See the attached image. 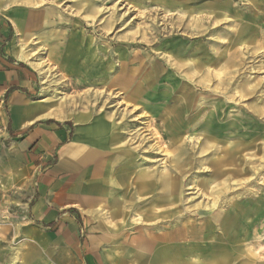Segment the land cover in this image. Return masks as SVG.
I'll return each mask as SVG.
<instances>
[{
	"label": "rangeland",
	"instance_id": "374dc122",
	"mask_svg": "<svg viewBox=\"0 0 264 264\" xmlns=\"http://www.w3.org/2000/svg\"><path fill=\"white\" fill-rule=\"evenodd\" d=\"M43 2L49 17L20 36L49 63L40 74L26 59L40 95L62 115L110 119L124 154L116 171L128 168L135 188L127 219L168 233L183 254L89 255L88 206L78 205L73 235L0 226V264H264V0ZM71 29L81 49L67 62ZM119 74L127 87L110 82ZM88 160L71 180L85 190Z\"/></svg>",
	"mask_w": 264,
	"mask_h": 264
},
{
	"label": "crops",
	"instance_id": "0c3cea01",
	"mask_svg": "<svg viewBox=\"0 0 264 264\" xmlns=\"http://www.w3.org/2000/svg\"><path fill=\"white\" fill-rule=\"evenodd\" d=\"M43 1L21 0L18 5L15 0H0L1 228L7 232L17 220L23 237H33L34 229L41 225L73 235L80 223L70 211L87 205L84 212L90 216V223L85 246L89 255H165L163 261L170 260L169 255L180 258L183 253L175 254L164 235L127 219L130 210L136 209L135 188L131 174L123 175L128 168L116 171L123 165L124 154L119 146L111 145L116 140L110 119L102 113L62 115L59 107L51 108L47 98L40 95L36 71L26 59L40 74L48 62L34 59L36 50L22 46L21 38L29 36L31 26L49 17ZM40 6L41 12L31 10ZM69 34L60 48L67 62L72 55L65 53L78 52L82 38L72 29ZM84 119L92 122L74 123ZM66 120L72 124L60 122ZM105 127L107 137L102 138ZM85 133L90 134L88 139ZM87 160L90 166L85 190L84 182L71 180Z\"/></svg>",
	"mask_w": 264,
	"mask_h": 264
},
{
	"label": "bare ground",
	"instance_id": "6f19581e",
	"mask_svg": "<svg viewBox=\"0 0 264 264\" xmlns=\"http://www.w3.org/2000/svg\"><path fill=\"white\" fill-rule=\"evenodd\" d=\"M123 67H124V65H123ZM110 73H112L111 71H110ZM121 76V77H120ZM115 81H117V82H120L121 84H122V86L124 87V86H128L129 84H130V80H129V78H126V74H124V75H116L115 76V78H113L110 82L111 83H113V82H115ZM133 92V91H132ZM107 129H108V127H105V129H104V135H103V137L102 138H106L107 136ZM103 131V130H102ZM101 131V132H102ZM100 133V132H99ZM163 150V149H162ZM142 178H140L139 177V181L141 182V184L143 183L145 186H150V184L149 183H147V182H142V180H141ZM185 227V226H184ZM159 231V230H158ZM186 233V232H185ZM168 234V233H167ZM166 234V235H167ZM165 235V236H166ZM163 236V235H162ZM184 236H186V237H191V236H193L192 234H188V235H185L184 234ZM170 240V239H169ZM216 254V253H215ZM217 255H220V254H217ZM221 255H222V253H221Z\"/></svg>",
	"mask_w": 264,
	"mask_h": 264
}]
</instances>
